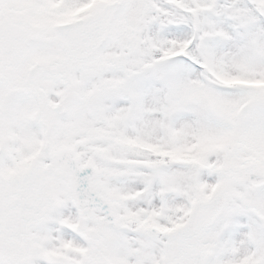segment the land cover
<instances>
[{"label": "snow or ice", "instance_id": "1", "mask_svg": "<svg viewBox=\"0 0 264 264\" xmlns=\"http://www.w3.org/2000/svg\"><path fill=\"white\" fill-rule=\"evenodd\" d=\"M0 264H264V0H0Z\"/></svg>", "mask_w": 264, "mask_h": 264}]
</instances>
